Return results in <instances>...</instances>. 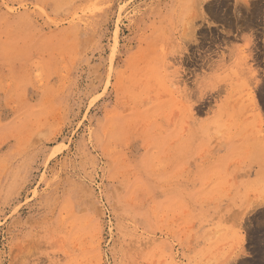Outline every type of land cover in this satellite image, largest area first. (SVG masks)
I'll return each instance as SVG.
<instances>
[{
    "label": "rangeland",
    "instance_id": "obj_1",
    "mask_svg": "<svg viewBox=\"0 0 264 264\" xmlns=\"http://www.w3.org/2000/svg\"><path fill=\"white\" fill-rule=\"evenodd\" d=\"M0 264H264V0H0Z\"/></svg>",
    "mask_w": 264,
    "mask_h": 264
}]
</instances>
